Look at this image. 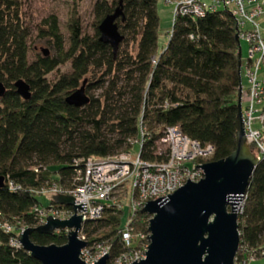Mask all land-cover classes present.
Masks as SVG:
<instances>
[{
  "label": "trees",
  "instance_id": "trees-1",
  "mask_svg": "<svg viewBox=\"0 0 264 264\" xmlns=\"http://www.w3.org/2000/svg\"><path fill=\"white\" fill-rule=\"evenodd\" d=\"M156 1L96 0L94 36L84 35L79 20L70 19L66 49L56 17L49 16L42 21L39 34L48 39L56 56H36L30 61L22 0H0V83L5 88L0 98V177L20 187L15 193L4 184L0 188V214L9 222L21 221L32 228L33 209L42 206L38 200L42 188L51 184L72 188L79 161L131 153L136 146L130 142L141 141V129L145 142L139 154L149 163L167 159L168 152L158 154L155 145L167 127L178 126L189 139L211 145V162L235 150L236 104L242 81L232 16L218 11L203 18L177 17L166 46L159 50ZM119 2L123 20H117L118 31L123 41L137 43L135 55L120 48L113 55L108 45L99 42L98 26ZM67 61L70 73L48 82L46 77ZM87 76L93 81L90 84ZM18 80L30 87L28 101L15 92L13 84ZM84 81L86 95L93 88L100 89L101 95H87L89 103L82 108L68 106L65 98ZM49 204L55 203L51 200ZM122 214L120 220L109 216L84 229L88 233L102 225L109 227L95 240L108 245L109 259L127 250L118 233L127 211ZM148 218L137 212L135 230L145 231ZM238 221L240 244L253 251L264 250V159L250 178ZM8 238L0 232V264H40L23 250L10 248ZM29 239L38 246L66 243L63 232H33Z\"/></svg>",
  "mask_w": 264,
  "mask_h": 264
},
{
  "label": "built area",
  "instance_id": "built-area-1",
  "mask_svg": "<svg viewBox=\"0 0 264 264\" xmlns=\"http://www.w3.org/2000/svg\"><path fill=\"white\" fill-rule=\"evenodd\" d=\"M166 3L172 7V23L177 17L203 18L208 13L218 11L232 16L239 43L245 42L248 48L246 59L243 61L241 58L240 61L241 117L245 142L260 162L264 159V0H166ZM152 63L155 64L154 58ZM140 133L141 141L130 142L139 149L135 155L125 153L105 159L88 158L79 161L77 163L81 166L75 170L72 188L51 184L38 192L41 197L52 198L58 194L71 196L75 206L85 204V212L79 208L75 210V216L83 214L78 239L87 244L80 253V259L85 264H93V261L97 262L105 254H108L107 264H132L135 260L139 262L145 259L149 245V238L148 241L146 239L149 237L147 228L151 217L146 220L145 231H136L133 226L136 213L143 209L146 202L171 196L187 183V179L193 183L200 181L202 172L195 166L202 164L196 165L193 162L212 158L214 153L211 145L202 146L185 136L178 126H174L165 128L155 143L166 146L167 159L160 163L145 162L139 154L145 142L143 129ZM30 170L37 173L40 168L32 167ZM3 184L10 192L20 190L9 178L3 180ZM244 201L245 196L236 210L238 218L243 213ZM123 211H127V215L118 233L127 250L109 259L108 245L89 241L84 229L86 225L98 224L109 216L120 220ZM73 215L74 209L64 205L36 207L33 209L35 225L32 228L45 225L48 216L64 221ZM27 228L31 227L21 221L11 223L0 214V232L9 237L10 248L22 250L18 236ZM60 232L67 237L70 230H56L53 234ZM237 254L233 264H250L254 256L264 257V250L256 252L239 243Z\"/></svg>",
  "mask_w": 264,
  "mask_h": 264
},
{
  "label": "water",
  "instance_id": "water-1",
  "mask_svg": "<svg viewBox=\"0 0 264 264\" xmlns=\"http://www.w3.org/2000/svg\"><path fill=\"white\" fill-rule=\"evenodd\" d=\"M122 18L121 2L112 14L99 24V42L108 45L116 54L123 36L118 31L117 20ZM237 67L240 76L241 47L238 35ZM46 55V54H45ZM82 85L65 98V103L82 108L89 103ZM16 94L24 101L31 98L29 85L23 80L13 84ZM5 88L0 83V98ZM237 115L235 119V150L225 159L195 166L202 172V179L178 188L171 196L146 202L140 211L151 217L146 239L149 245L145 259L132 264H233L240 243L237 207L244 198L250 178L258 164L245 142L241 117V84L238 87ZM0 188L3 178L0 177ZM56 205L74 209V215L64 221L48 216L46 224L35 229L27 228L18 236L22 250L40 264H85L80 259L86 242L78 239L83 214L75 216L77 208L85 212V204L74 205L71 196H52ZM70 230L62 246H38L29 236L33 232L52 235L56 230ZM105 254L93 264H107Z\"/></svg>",
  "mask_w": 264,
  "mask_h": 264
},
{
  "label": "rangeland",
  "instance_id": "rangeland-1",
  "mask_svg": "<svg viewBox=\"0 0 264 264\" xmlns=\"http://www.w3.org/2000/svg\"><path fill=\"white\" fill-rule=\"evenodd\" d=\"M96 0H22V12L23 18L25 20V25L29 32L28 38V56L29 60L32 61L34 57H49L54 58L56 52L51 44H49L48 39H43L40 37L39 28L44 19L49 16L56 17L58 21V28L60 34L64 37V48H67V38L68 30L67 23L70 19L79 20L82 32L88 37L94 36L95 26H94V15H93V5ZM112 2L113 0H107ZM156 11L159 19V32H158V48L159 50L166 46L167 34L172 26V7L166 3V0L156 1ZM126 45V46H125ZM241 47V58L244 61L247 57V45L245 42L240 43ZM120 50L125 49L130 54L135 55L138 53V45L135 41L130 40L128 42L123 41L120 45ZM46 54V55H45ZM70 61L59 65L52 73H50L46 79L48 82H56L57 79L63 75L70 73ZM99 77V76H97ZM87 84L91 82V76L86 77ZM245 86V82H243ZM87 89V88H86ZM87 95L90 97L97 98L101 95V90L98 88H93ZM246 98H244L245 101ZM158 152L167 151L166 146L161 144H156ZM138 151L137 146L132 150L131 154L135 155ZM200 160V163H195ZM193 163L196 165L205 164L211 162V157L204 159H197ZM191 166V164L189 165ZM51 197H38L39 203L43 207H47L51 201ZM125 221H123L124 225ZM108 226L102 225L97 230L85 233L88 240L93 242L101 238L102 234L108 231ZM35 229V228H32ZM259 250H256L258 252ZM250 264H264V257L254 256V260Z\"/></svg>",
  "mask_w": 264,
  "mask_h": 264
}]
</instances>
